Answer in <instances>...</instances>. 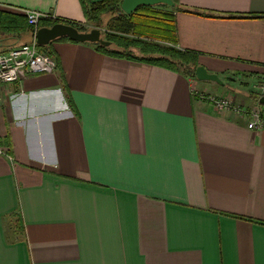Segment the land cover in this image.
<instances>
[{
  "label": "crops",
  "instance_id": "1",
  "mask_svg": "<svg viewBox=\"0 0 264 264\" xmlns=\"http://www.w3.org/2000/svg\"><path fill=\"white\" fill-rule=\"evenodd\" d=\"M177 1L178 47L223 83L58 39L54 72L0 86V264H264V131L193 93L259 104L264 0ZM0 9L87 22L81 0Z\"/></svg>",
  "mask_w": 264,
  "mask_h": 264
},
{
  "label": "trees",
  "instance_id": "2",
  "mask_svg": "<svg viewBox=\"0 0 264 264\" xmlns=\"http://www.w3.org/2000/svg\"><path fill=\"white\" fill-rule=\"evenodd\" d=\"M81 1L87 18L86 23L69 19L44 17L39 21V28L52 26L56 23H65L78 28L80 31H87L89 30L87 28L89 22L97 27H102L101 15L115 10L116 15L111 16L106 25L108 31L102 33L103 38L109 41L110 45L88 43L93 44L98 51L109 56L154 64L173 71L183 72L196 78L195 71L199 65V58L196 54L178 47V28L174 7L166 9L168 7L166 4L143 5L138 7L133 13L126 14L121 9L123 0ZM174 2L176 3L175 7H177L178 1L174 0ZM231 17L247 18L250 16ZM251 17L258 18L264 17V15H252ZM33 30V26L29 25L24 13L0 9L1 34L22 33L25 31L33 33ZM58 39L70 38L60 37ZM38 46L43 52L58 62L54 51L48 45ZM63 83L66 89L64 80ZM256 99L259 100L260 98L256 97Z\"/></svg>",
  "mask_w": 264,
  "mask_h": 264
},
{
  "label": "built area",
  "instance_id": "3",
  "mask_svg": "<svg viewBox=\"0 0 264 264\" xmlns=\"http://www.w3.org/2000/svg\"><path fill=\"white\" fill-rule=\"evenodd\" d=\"M23 13L26 15L29 25L34 28L32 39L6 51H0V86L17 82L28 74L52 73L57 69L56 60L43 52L37 43L39 21L44 17H51V15L33 9H25ZM257 88L260 96H264V82ZM193 93L198 98L212 103L218 111H233L238 115L249 117L247 125L249 129L264 131V106L260 101L257 106L246 108L235 104L229 96H215L197 88L193 89ZM6 154L0 146V155Z\"/></svg>",
  "mask_w": 264,
  "mask_h": 264
},
{
  "label": "water",
  "instance_id": "4",
  "mask_svg": "<svg viewBox=\"0 0 264 264\" xmlns=\"http://www.w3.org/2000/svg\"><path fill=\"white\" fill-rule=\"evenodd\" d=\"M158 4L175 6L176 3L174 0H123L121 9L126 14H131L140 6H154ZM102 33L101 28L98 27L88 31H80L74 26L65 23H56L52 26H43L38 29L37 43L38 45L45 46L60 37H68L77 42H92L106 46L110 45V42L103 38ZM195 74L199 80H210L223 83L218 74L209 72L208 69L201 64L197 66ZM260 103L264 105V96L260 98Z\"/></svg>",
  "mask_w": 264,
  "mask_h": 264
},
{
  "label": "rangeland",
  "instance_id": "5",
  "mask_svg": "<svg viewBox=\"0 0 264 264\" xmlns=\"http://www.w3.org/2000/svg\"><path fill=\"white\" fill-rule=\"evenodd\" d=\"M172 7L173 6L168 5V7H166V9H172ZM113 15H116V11L115 10L105 12V13H103L101 15V18H102V27H98V28H101L102 32L108 31L107 28H106V25L108 24L109 18L111 16H113ZM95 27H97V26L95 24L91 23V22H89L87 24V28H89V30L92 29V28H95ZM250 84H251V86H253V81H250ZM202 91L205 92V93H207V94L219 96V95H217L216 93H213V92H208V91H205V90H202Z\"/></svg>",
  "mask_w": 264,
  "mask_h": 264
}]
</instances>
